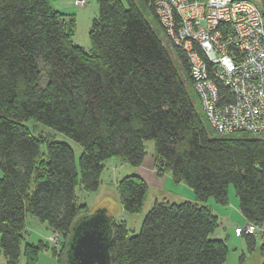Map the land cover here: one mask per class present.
<instances>
[{"label":"trees","instance_id":"trees-1","mask_svg":"<svg viewBox=\"0 0 264 264\" xmlns=\"http://www.w3.org/2000/svg\"><path fill=\"white\" fill-rule=\"evenodd\" d=\"M91 49L75 42L76 18L50 0H0V248L20 264L34 215L66 243L88 205L76 192H97L105 163L123 158L136 168L156 144L154 167L190 187L196 200L156 202L137 234L112 219V264H225L226 241L213 238L219 219L210 198L227 205L231 185L248 224H264V136L211 137L187 59L175 60L161 37L155 0H97ZM264 7V0H260ZM28 120L64 133L84 148L36 138ZM122 209L139 213L148 183L139 174L118 186ZM263 257L264 243L244 234ZM62 238V239H63ZM49 242H25L37 264ZM64 250V251H63ZM61 252L63 256L61 257Z\"/></svg>","mask_w":264,"mask_h":264},{"label":"built area","instance_id":"built-area-1","mask_svg":"<svg viewBox=\"0 0 264 264\" xmlns=\"http://www.w3.org/2000/svg\"><path fill=\"white\" fill-rule=\"evenodd\" d=\"M89 0H73L87 6ZM164 44L185 55L217 135H264V7L260 0H155ZM262 237L264 224L236 227ZM56 236V237H55ZM50 238L57 243L59 234Z\"/></svg>","mask_w":264,"mask_h":264},{"label":"rangeland","instance_id":"rangeland-1","mask_svg":"<svg viewBox=\"0 0 264 264\" xmlns=\"http://www.w3.org/2000/svg\"><path fill=\"white\" fill-rule=\"evenodd\" d=\"M51 4L55 6V0H50ZM255 1V0H254ZM259 1V0H256ZM57 6V5H56ZM73 13L77 15L76 20V33L74 35L75 42L87 50L91 49V38L89 36V31L91 28V23L94 18H97L100 14V5L97 0H89L87 6H74L72 9ZM171 55L176 60V55L173 54V50L168 46ZM177 61V60H176ZM178 62V61H177ZM27 128H30L32 134L36 138H40L43 142L42 149H45L46 142L50 140L64 141L68 143L75 150V157L77 159V164L79 168V157L84 151V148L80 146L76 141L67 137L64 133L55 130L52 127H48L35 120H28L26 123ZM211 128V137L217 136V133ZM264 136V135H262ZM147 149V161L144 167L151 165L152 160L154 161L156 144L154 139L145 141ZM104 172L101 176L102 183L97 190V192H84L80 187L77 188L76 192L80 198V202L88 205L83 211H87L89 208L90 213H97L99 209H106L109 216L117 222L123 220L129 228L130 234H137L141 231L143 227V220L148 210L153 207L155 199L164 198L167 193H174L175 191H182V188L172 187L170 182L165 186L160 187L154 179L151 178L148 172L143 174V177L147 179L148 182V192L146 194L145 202L139 213H127L122 209V201L120 200V190L118 188L119 184L124 180L125 177L131 174H139L138 168L127 163L123 158H111L105 163ZM151 169V168H150ZM2 169L0 167V178L3 177ZM142 175V174H141ZM164 188V189H163ZM229 202L227 205L218 204L215 198H211L210 204L212 209L214 208V213L220 217V228L212 235L213 238H219L226 241L228 247V257L225 264H263V257L258 251V249L250 251L247 249V240L245 237L236 238L235 231L229 230L228 228L222 227V222L224 219L220 216V213L225 210L229 217L232 219L245 223V219L239 215V199L236 196V190L233 185L229 192ZM171 198V197H170ZM224 212V213H225ZM240 217V218H239ZM27 234L25 235V240L34 245H38L41 241H47L50 247L41 252L37 258V264H59L58 253L62 250V241L64 238L61 236L57 239V243L53 244L50 238L55 236L52 230L47 227L46 223H42L34 215H29L26 222ZM56 237V236H55ZM63 238V239H62ZM25 241V242H26ZM259 240L258 243H260ZM25 242L22 246V256L20 257V264H26L25 257ZM58 248V253L55 254L52 248ZM64 251V250H63ZM61 257L63 252H61ZM0 264H7L4 252L0 248Z\"/></svg>","mask_w":264,"mask_h":264},{"label":"water","instance_id":"water-1","mask_svg":"<svg viewBox=\"0 0 264 264\" xmlns=\"http://www.w3.org/2000/svg\"><path fill=\"white\" fill-rule=\"evenodd\" d=\"M111 221L103 208L77 219L66 243L65 264H112Z\"/></svg>","mask_w":264,"mask_h":264},{"label":"crops","instance_id":"crops-1","mask_svg":"<svg viewBox=\"0 0 264 264\" xmlns=\"http://www.w3.org/2000/svg\"><path fill=\"white\" fill-rule=\"evenodd\" d=\"M74 6H75V4H73V0H55V6L54 7H55V9H58L60 12H62L64 14H73V15H75V13L72 12L73 11L72 9H73ZM75 18L77 20V15H75ZM145 162H148L147 159L140 166V168H138V172L140 173V176L142 178H144L146 181H147V179L145 177H143V174L146 173V172H148L149 175L151 176V178L154 179L156 181V183L160 187H163L167 183L170 182V185L172 187H175L176 186V187L182 188V191H178L177 190L173 194L172 193L165 194V197L162 198V199L161 198L155 199V203L156 202H164V201L171 202V203H175V202L182 203V202H186V201H192V202H194L196 200L195 193H194V191L190 187H188L187 185H185L182 182H177L171 176V174H165L162 177L159 176L156 167H154V162L155 161L152 160L151 165L148 166L147 168L144 167ZM230 189H231V187H230ZM229 192H230V190H229ZM228 197H229V195H228ZM210 200H211V198L208 200L207 205H208V207L212 208L211 207V204H210ZM238 207H239V205H238ZM239 209H240V207H239ZM213 210H214V208H213ZM224 212H225V210H223V212L220 213V216L224 219V221L222 222V227L225 228V229L228 228L231 231L234 230L235 231L236 238H241V237L237 236L235 228L236 227L243 228L244 226H246L248 224V220L243 216V214L241 213V210L239 211V215L242 216V218L245 219V223H242V222H239V221H236V220L232 219V217H229L228 216V213H226V212L224 213ZM217 217L219 219V227L218 228H220V225H221V223H220V217L218 215H217ZM259 240H262V241H260V243H264V235L262 237H259ZM247 249H248V246H247Z\"/></svg>","mask_w":264,"mask_h":264}]
</instances>
